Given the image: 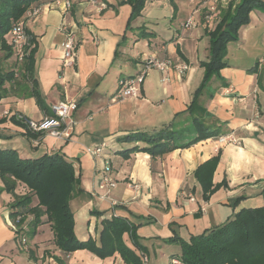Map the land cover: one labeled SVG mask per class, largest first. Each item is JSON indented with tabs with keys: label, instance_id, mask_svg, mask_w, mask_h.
<instances>
[{
	"label": "crops",
	"instance_id": "crops-1",
	"mask_svg": "<svg viewBox=\"0 0 264 264\" xmlns=\"http://www.w3.org/2000/svg\"><path fill=\"white\" fill-rule=\"evenodd\" d=\"M50 1L44 0L39 5L42 11L24 23L29 40L35 38L34 76L44 105L50 113L51 105L62 100L78 105L72 114V136L63 140L45 135L38 143L31 142L26 128L15 121V114L39 120L45 111L25 85L12 88L7 83L0 98V146L14 148L25 157L61 152L73 162L82 189L72 198L71 207L73 212L78 210L88 216L86 227L79 233L75 220L80 239L92 237L98 241L105 217H125L137 226L146 264H170L171 258L181 252L174 238L189 240L192 235L226 222L241 208L264 205L263 11H251L249 22L238 31V40L228 43L227 66L219 76L211 78L201 95L207 111L223 122V134L233 132L241 145L220 144L216 138H207L154 158L142 151L125 158L118 150L134 144L119 142V136L152 132L170 123L177 128L189 124L191 114L186 109L204 79L201 63L210 59L206 32L210 22L204 13L214 0L200 1V29L197 25L196 29L174 33L170 23L167 34L159 31L153 20L138 17L131 21L133 8L126 0H73L65 21L59 9L49 8ZM215 1L222 9L231 0ZM63 21L75 31L78 42L76 65L68 69L62 67ZM217 22L213 21L215 25ZM143 29L153 35L142 37ZM140 41L148 44L149 57L186 62L189 70L179 75L173 68L164 72L153 68L145 76L138 96L120 100L115 97L120 78L138 74L144 65L136 47ZM248 48L250 51L244 53ZM240 53H248V62L257 57L255 66L231 63L229 55L240 57ZM5 64L7 61L3 69L12 70L16 62L10 58L8 67ZM97 148H102L99 155L89 151ZM219 150L213 182L226 180L228 185L204 199L194 172ZM106 177L115 186H110ZM3 187L0 177V189ZM78 198H83L82 209L77 206ZM13 199L7 191L0 192V264H53L57 263L54 256L66 264H126L118 252L106 258L85 249L62 253L51 243L48 224L39 226L34 239L21 245L11 227ZM123 238L133 247L127 233Z\"/></svg>",
	"mask_w": 264,
	"mask_h": 264
},
{
	"label": "trees",
	"instance_id": "trees-1",
	"mask_svg": "<svg viewBox=\"0 0 264 264\" xmlns=\"http://www.w3.org/2000/svg\"><path fill=\"white\" fill-rule=\"evenodd\" d=\"M43 1L0 0V98L6 92L7 83L12 88L25 85L28 94L36 98L47 114L52 115L36 88L35 47L32 46L35 38L29 40L27 53L21 63L13 57V46L9 42L13 26L25 22L27 11ZM126 1L133 8L132 21L141 15L145 0ZM253 10L264 12V0H231L226 8L220 9L215 27L207 30L210 59L201 63L205 70L204 79L197 90L198 94L186 109L191 114L189 124L177 128L176 124L170 123L152 132L136 131L119 136V142L134 144L119 149L121 156L126 158L142 151L154 158L223 134V122L214 119L207 111L201 95L211 78L219 76L220 70L227 66L225 55L228 43L238 40L239 29L249 22ZM140 34L142 37L153 35L144 29ZM10 58L16 62L14 68L2 70V64ZM26 134L31 142L39 137V134L29 130H26ZM139 142L144 145L139 146ZM219 161L220 150L194 172L204 199H209L219 187L228 185L226 180L219 184L213 182ZM0 177L4 182L0 192L5 190L14 198L10 203L11 227L21 245H27L36 236L39 226L48 224L52 232L51 243L64 254L85 249L100 258H106L118 252L126 264H146L141 257L146 256L143 253L145 247L140 243L137 226L125 217H105L101 221L98 241L92 237L83 240L77 236L71 200L82 188L73 162L63 153L25 157L14 148L0 146ZM125 233L129 235L133 247L125 243ZM24 238L26 241L23 242ZM173 241H177L180 246L178 257L182 264H264V205L241 208L222 224L192 235L189 240L174 238ZM54 259L58 264H66L58 256H54Z\"/></svg>",
	"mask_w": 264,
	"mask_h": 264
},
{
	"label": "built area",
	"instance_id": "built-area-1",
	"mask_svg": "<svg viewBox=\"0 0 264 264\" xmlns=\"http://www.w3.org/2000/svg\"><path fill=\"white\" fill-rule=\"evenodd\" d=\"M49 8L59 9L63 13L64 21L68 12L72 9L73 0H51L48 4ZM42 11L40 6L30 8L27 13V19L38 15ZM211 12L215 13L218 17V11L215 12L214 7L211 8ZM212 14H207L205 20L211 22ZM62 23V29L65 31V39L61 43L62 48V67L63 69L73 68L77 62V36L75 31L70 28V26L64 22ZM185 29H190L194 27L193 19H189L184 23ZM9 42L13 46V57L18 63H21L26 55V49L29 46V34L27 32L25 23L15 24L9 34ZM157 68L158 70L164 72L167 68H173L175 72L179 75L185 74L189 70V64L186 62H175L171 58L159 59L155 56H151L144 62L142 69L138 74L134 76H127L120 78L119 88L115 97L124 100L130 97H136L141 92V87L145 76L148 72ZM18 75V74H16ZM165 80V78H163ZM78 105L74 101L62 100L56 104L51 105V114L44 113L43 117L39 120L34 119L24 113H16V119L21 122V124L31 132L39 134L38 139L34 141L38 143L42 136L49 135L57 139L67 140L71 138L74 126V120L72 118L73 112L77 109ZM216 141L220 144L224 143H234L236 145H241L242 141L235 136L233 132L228 134H222L216 137ZM92 154L99 155L102 148L92 149ZM106 181L110 186H115V183L108 177ZM194 199V197H191ZM26 239H23V242ZM144 262H147V257L143 258ZM56 262V261H55ZM58 264V263H53ZM170 264H182L179 257L171 258Z\"/></svg>",
	"mask_w": 264,
	"mask_h": 264
},
{
	"label": "rangeland",
	"instance_id": "rangeland-1",
	"mask_svg": "<svg viewBox=\"0 0 264 264\" xmlns=\"http://www.w3.org/2000/svg\"><path fill=\"white\" fill-rule=\"evenodd\" d=\"M201 0H194L193 2H191V0H145L144 2V6L142 7V11H141V15L138 17H141L142 19H150L156 22V28L159 31H162L163 33H168L170 30V23H171V29L173 30L174 33H177L178 30H182L185 31V27H184V23L187 22L189 19H193L194 21V29H200L201 28V20H202V13H201V9H200V5H201ZM211 5V6H210ZM210 5H207V9L206 11L210 10L211 12V8L214 7L215 12H217L218 10L221 9V4L218 5L216 4V1H212L210 2ZM177 6V8H176ZM204 13V16L207 15V13ZM213 16V20L212 22H210L208 25H206V32L207 30H212L215 27V24L213 23V21L217 22L218 21V17L215 16V13H210ZM137 17V18H138ZM210 38V37H209ZM137 49H140V53L138 54V57H142L144 61L148 60L149 58V54L147 52L148 49V44L146 43V41H140L137 42L136 44ZM202 49H204V47L202 46ZM251 48H248L247 50L243 51L244 53L247 51H250ZM209 53H210V48H209ZM227 54V52H226ZM226 56V55H225ZM248 53L247 54H243L241 55L240 53V57L239 56H230L231 59V63H235V64H243L245 63L247 66H252L257 63L255 62L257 57L255 58L254 61L252 62H248L245 61V59L247 58ZM7 64H5V67H8L9 63H10V59L6 60ZM209 61V60H208ZM4 64H2V70H3ZM263 71H264V66H263ZM264 77V75H263ZM264 81V78H263ZM27 145L30 148V144L27 143ZM23 155V154H22ZM79 200H77L78 203V207L80 209H82V202H83V198H78ZM76 204V203H74ZM77 207V208H78ZM235 215V214H234ZM233 215V216H234ZM232 216V217H233ZM93 217V215L91 216ZM74 218L77 222V231L78 233L84 228L86 227V224L88 222V216H84V213H82L81 211H76L74 210ZM94 231V229H91V233ZM34 239V238H33Z\"/></svg>",
	"mask_w": 264,
	"mask_h": 264
}]
</instances>
